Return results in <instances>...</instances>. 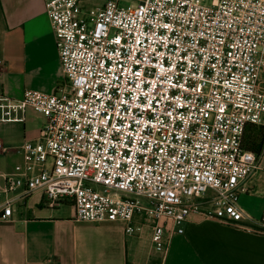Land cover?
<instances>
[{"label":"built area","instance_id":"1","mask_svg":"<svg viewBox=\"0 0 264 264\" xmlns=\"http://www.w3.org/2000/svg\"><path fill=\"white\" fill-rule=\"evenodd\" d=\"M44 0L63 80L52 93L0 94V122H45L0 188V222L18 202L70 206L79 223L151 229L156 254L198 222L259 219L239 206L261 155L264 0Z\"/></svg>","mask_w":264,"mask_h":264},{"label":"crops","instance_id":"2","mask_svg":"<svg viewBox=\"0 0 264 264\" xmlns=\"http://www.w3.org/2000/svg\"><path fill=\"white\" fill-rule=\"evenodd\" d=\"M62 80L44 0H0V94L19 100L26 90L52 93ZM44 122L33 111L25 122H0V188L22 162L21 146L38 138ZM242 187L239 206L250 218H261L264 150ZM261 229L250 220L235 225L192 217L183 234L173 235L163 257L151 256L143 250L142 236L127 235L122 223H79L72 209H47L32 197L24 205L18 202L10 222H0V264H264Z\"/></svg>","mask_w":264,"mask_h":264},{"label":"trees","instance_id":"3","mask_svg":"<svg viewBox=\"0 0 264 264\" xmlns=\"http://www.w3.org/2000/svg\"><path fill=\"white\" fill-rule=\"evenodd\" d=\"M243 148L261 155L264 150V127L249 126L244 135Z\"/></svg>","mask_w":264,"mask_h":264},{"label":"rangeland","instance_id":"4","mask_svg":"<svg viewBox=\"0 0 264 264\" xmlns=\"http://www.w3.org/2000/svg\"><path fill=\"white\" fill-rule=\"evenodd\" d=\"M93 1V0H91ZM207 4H209L211 2V0H204ZM127 3H125V0H122L121 5L122 6H126ZM71 209L70 206H61L59 208V210L61 212L65 211V212H69ZM141 231L138 233V235L142 236V247L143 250L146 251V253L152 255H158L156 253H154V251L152 250L151 247V243H150V235H151V229L148 227L147 224H145V222H141ZM157 261H159V259H157Z\"/></svg>","mask_w":264,"mask_h":264}]
</instances>
